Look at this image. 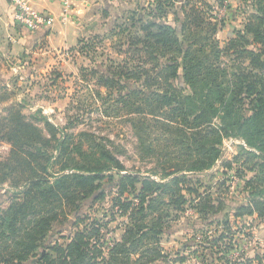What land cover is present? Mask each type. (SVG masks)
Segmentation results:
<instances>
[{"label":"trees","instance_id":"trees-1","mask_svg":"<svg viewBox=\"0 0 264 264\" xmlns=\"http://www.w3.org/2000/svg\"><path fill=\"white\" fill-rule=\"evenodd\" d=\"M228 1L151 0L78 46L92 62L80 71L96 80L102 114L128 117L139 159L156 163L147 175L130 173L109 139L69 133L82 111L59 128L41 112L26 115L24 104L2 107L0 186L9 185L10 205L0 211V264H186L198 254L201 264H264V254L228 257L231 218L264 219V0H240L242 27L222 45ZM106 40L118 57L97 65ZM15 94L1 88L0 105ZM230 138L245 145L226 161ZM218 161L224 180L215 186L200 177L213 179ZM235 167L246 201L228 204ZM105 199L110 208L93 217ZM189 208L195 217H185ZM183 219L194 236L169 253L162 239Z\"/></svg>","mask_w":264,"mask_h":264},{"label":"crops","instance_id":"crops-1","mask_svg":"<svg viewBox=\"0 0 264 264\" xmlns=\"http://www.w3.org/2000/svg\"><path fill=\"white\" fill-rule=\"evenodd\" d=\"M29 1L36 9L53 15L55 23L51 28H44L35 32L22 29L13 23L14 8L10 2L8 0H0V89L5 87L16 93L9 102L0 105V114L2 107L24 104V113L29 117L41 112L44 113L43 115L51 123L55 124L53 116L57 113L59 105L56 102L44 103L46 100L42 95L49 89L56 88L60 78L55 85L51 84V82L46 83L47 78L52 73H56V70L61 75H64L57 68L72 65L70 55L77 50L81 41L96 35H103L106 29L105 25H109L108 28H110L111 25H116L130 10L148 5H145V3L144 5L137 4L139 0H75L73 11L68 17L63 19L61 0ZM228 5V16H233L234 19L239 20L237 22H239L238 25L241 28L243 23L241 1L230 0ZM236 28L238 27L232 28V31L224 41L225 43L234 37ZM38 79H42V81L39 80L37 82ZM8 190L9 185L0 186V211L10 205ZM111 194H113V197L115 196V192ZM113 197L111 195V198ZM108 207L110 208V203ZM195 216L193 213L192 217ZM258 218V215L254 214L253 217L249 216L243 222ZM180 223L185 227L182 233H171L172 227L163 237L162 246L166 251L165 243L172 244L168 240L170 237L178 240V236H183L184 239L187 238L185 240L188 244L189 240L194 236L193 228H189L192 226L188 219H183L178 222V224ZM121 235L122 231H118L115 237L120 238ZM181 244V247L176 252L180 251L185 245ZM188 253L185 254L188 255ZM155 264L167 263L159 261Z\"/></svg>","mask_w":264,"mask_h":264},{"label":"rangeland","instance_id":"rangeland-1","mask_svg":"<svg viewBox=\"0 0 264 264\" xmlns=\"http://www.w3.org/2000/svg\"><path fill=\"white\" fill-rule=\"evenodd\" d=\"M140 1V2H139ZM137 4L141 5H149L151 0H139ZM214 3V0H207ZM230 1V0H229ZM229 1L226 3V6L219 11V16L226 20L225 27L218 33L217 37L219 41L222 43V45L225 44V39L228 37L229 33L232 31V28L238 27L235 30L240 29L239 28V20L236 18L234 19L233 16H228L227 12L229 9ZM234 2V1H233ZM236 3V2H235ZM142 7V6H141ZM234 10L232 11L233 14ZM229 13V12H228ZM237 16V15H236ZM173 16H170V20H173ZM234 19V20H233ZM237 24H236V23ZM237 25V26H236ZM109 25H105V31L103 35H105L108 31ZM113 26V25H111ZM225 29V30H224ZM235 34V33H234ZM101 34V36H103ZM89 40V39H87ZM79 47L77 50L73 51L72 55H70V61L72 62L71 66H65L64 68H57L58 70L62 71L64 75H61L60 72L56 70L55 74H60V81H58L57 87L49 89L46 91L45 94L42 95L44 99L46 100L44 103H57V113L54 114L53 122L56 124V126L60 127H66L68 124V120L70 117L75 116L77 112L82 111V121L80 124L76 125L75 127H72L68 130L71 134H78L81 131H90L92 133H95L96 135L102 136L106 139H109L112 144H115L118 150L124 151L122 154H118V157L121 162L125 165L127 170L130 173H137L140 172L141 174L147 175L146 172H149L150 170L154 171L156 163L154 162H143L139 159V156L137 154V140L133 134V131L131 129V125L128 121V117H105L102 113L101 103L98 101L95 90L97 88L96 86V80H84L82 77V73L80 71V68L82 66H88L91 65L92 62H90L88 59L83 58L79 53ZM97 58L95 56H91L94 59V63L97 65H101L103 62L104 65H106L107 56L103 55H110L113 57V59L118 57V54L115 53V50L113 48V42L112 40H106L104 46L99 49ZM90 58V59H91ZM121 59V58H120ZM119 59V60H120ZM77 64V66H76ZM108 64V63H107ZM74 65V66H73ZM47 78V82H50V79L54 78V75ZM40 79L37 80L39 82ZM42 81V79L40 80ZM13 89V87L11 86ZM104 91V90H103ZM44 114V113H42ZM40 127L43 128V125H40ZM244 142L241 139H225L223 144V151L225 154L226 161H230L233 159L234 156L238 155V145ZM110 148L112 149L113 146L111 145ZM8 151V148L6 146H2L1 148V157L4 158L6 153ZM220 162V163H219ZM219 164H217L211 171L216 172L213 179L210 177H200L205 182L213 183L215 186L217 183L224 180L223 176V169L221 167V161H218ZM230 171L228 177H230L229 180V192L224 195V199L226 203H243V200L245 199V196L241 194V188L243 185V182H241L238 179L236 170ZM155 174V173H154ZM153 178H157V176H153ZM250 178V174L248 175V179ZM245 181L247 179L245 178ZM217 191V188L213 191L214 195ZM3 193V192H2ZM113 197V194H110ZM107 197V198H108ZM109 198V199H110ZM107 199H105L103 202L97 204L94 211H98V213H95L93 217H100L103 215L104 211L109 209L107 204ZM246 201V200H244ZM246 203V202H245ZM3 207V206H2ZM192 209H188V211H191ZM186 212V217H192L188 216ZM221 215V214H220ZM257 215V214H256ZM223 216V215H222ZM249 216H245L242 218H231V224L233 231L236 233H239L237 238L235 237V244L233 246L232 251L229 253V258L236 259V256H239L241 254H244L245 256L253 258L256 254L263 255L264 254V219H256V220H247L248 222H243L245 219H248ZM251 217V216H250ZM253 217V216H252ZM253 219V218H252ZM239 221V223H238ZM252 221V222H250ZM116 224H113L111 226V232L116 228ZM192 229V227H189ZM185 230V227L182 225V223L176 225H173V229L171 233H182ZM219 232L221 229H217V227H211L208 228L209 233L212 231L215 233V231ZM212 232V233H213ZM197 236L198 240H202L204 237L201 234H198ZM244 235V236H242ZM242 236V237H241ZM168 239V238H165ZM187 239V238H185ZM183 236H178V240L174 239V237H170L168 240L172 242L171 245L165 243V248L169 253L176 252L180 247L181 243L186 244V240ZM189 240V239H188ZM239 240V241H238ZM175 242V243H173ZM190 253V252H189ZM188 253V255H189ZM199 259L196 257V255H193L190 257V260L186 262V264H201V261L203 260L201 256H199Z\"/></svg>","mask_w":264,"mask_h":264},{"label":"built area","instance_id":"built-area-1","mask_svg":"<svg viewBox=\"0 0 264 264\" xmlns=\"http://www.w3.org/2000/svg\"><path fill=\"white\" fill-rule=\"evenodd\" d=\"M8 1L14 8L13 23L16 26L31 32L39 31L44 28L53 27L55 23V19L53 15L36 9L35 6L29 0H8ZM61 2L63 6L62 15H63V19H65L73 11L75 0H61ZM241 144L245 145L244 142H242ZM187 215L193 216V211L192 210L188 211ZM238 234L239 233H236V238ZM239 256L236 257L238 258Z\"/></svg>","mask_w":264,"mask_h":264},{"label":"water","instance_id":"water-1","mask_svg":"<svg viewBox=\"0 0 264 264\" xmlns=\"http://www.w3.org/2000/svg\"><path fill=\"white\" fill-rule=\"evenodd\" d=\"M36 261H33V263H35Z\"/></svg>","mask_w":264,"mask_h":264}]
</instances>
